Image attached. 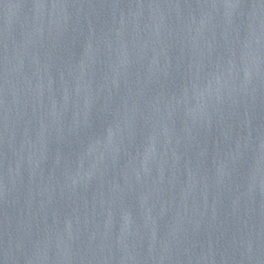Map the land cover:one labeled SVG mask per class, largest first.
<instances>
[{"label": "water", "instance_id": "water-1", "mask_svg": "<svg viewBox=\"0 0 264 264\" xmlns=\"http://www.w3.org/2000/svg\"><path fill=\"white\" fill-rule=\"evenodd\" d=\"M0 264H264V0H0Z\"/></svg>", "mask_w": 264, "mask_h": 264}]
</instances>
